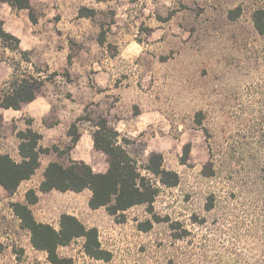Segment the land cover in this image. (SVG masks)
Instances as JSON below:
<instances>
[{"label": "rangeland", "instance_id": "obj_1", "mask_svg": "<svg viewBox=\"0 0 264 264\" xmlns=\"http://www.w3.org/2000/svg\"><path fill=\"white\" fill-rule=\"evenodd\" d=\"M71 1L29 0L36 22L29 10L0 2L5 32L2 17L9 31L43 21L45 37L61 31L73 51L81 44L68 31L84 18L81 29L92 56L86 74L66 67L53 71L0 38V61L13 67L0 84V102L13 78L33 77L41 89L107 87L103 107L79 109L70 131L78 136L88 130L94 142L105 123L156 195L151 206L113 216L105 207L90 210L85 194L54 192L49 203L81 204L78 219L98 229L111 259L89 257L83 238L59 247V256L73 264H264V34L255 27L264 0H90L79 9ZM61 20L75 25L61 27ZM99 67L112 70L104 74ZM67 147L57 152L66 166ZM100 152L95 165L108 169ZM153 154L162 155V169L178 176L176 186L147 170ZM47 205L34 209L35 219L58 230L61 215L71 211L48 212ZM0 264H49L11 202L0 204Z\"/></svg>", "mask_w": 264, "mask_h": 264}, {"label": "trees", "instance_id": "obj_2", "mask_svg": "<svg viewBox=\"0 0 264 264\" xmlns=\"http://www.w3.org/2000/svg\"><path fill=\"white\" fill-rule=\"evenodd\" d=\"M0 2H7L13 9L29 10L31 21L36 22L37 19L29 0H0ZM81 16L86 17L87 14H81ZM1 26L0 23V38L7 42H13L14 50H18L23 56L27 55L26 52L19 50L20 40L5 32ZM255 27L260 34H264L262 11L255 14ZM7 85L9 91L4 96L3 101L0 102V106L17 110L23 103L32 102L36 99L42 83L33 77H29L13 78ZM69 135L72 138L71 144L66 148L67 152H70L78 142L76 134L69 131ZM116 136L108 131L105 123L99 124V131L94 134L95 148L107 156L109 168L105 173H95L92 167L84 162L69 160L67 166L59 162H51L44 172V181L41 183L39 191L41 193L52 190L80 193L89 189L92 192L89 207L93 210L105 207L107 212L113 216H120L126 210L137 205L147 204L151 206L156 191L139 173L136 162L122 146L115 142ZM18 137L21 139L19 150L24 158L23 161L16 163L9 155H0V185L11 195L17 191L23 181L29 180L35 174L40 165V154H46L50 151V149L39 146L41 135L31 129L19 132ZM52 150L55 153L59 152L57 147H53ZM147 170L156 176H160V180L164 184L176 186L178 183V176L175 173L162 169V155L160 154L151 155ZM167 178H170V181H167ZM26 200L27 204L13 203V211L20 219L22 228L31 233L33 246L47 254L49 264H73L72 259L59 256L58 248L67 246L79 238L84 239V251L89 257L104 261L111 259V254L101 247L97 228H87L75 216L62 214L57 230L53 226L40 223L35 219L28 206L39 201L34 190H29L26 193Z\"/></svg>", "mask_w": 264, "mask_h": 264}, {"label": "crops", "instance_id": "obj_3", "mask_svg": "<svg viewBox=\"0 0 264 264\" xmlns=\"http://www.w3.org/2000/svg\"><path fill=\"white\" fill-rule=\"evenodd\" d=\"M107 2L110 3V0ZM91 3L90 0L71 1V5L75 6L77 9L80 7H89ZM10 19H13L12 16ZM82 19L84 18L74 21L76 22L75 24H77V26L74 27V31H72L73 28H71V32L68 31L70 37L75 38L74 40H77L78 44H81L76 51H73L71 48L73 44H69V39H66L67 35L62 34L61 31L57 37L47 39L45 33L40 31L43 21H39L36 24L32 22L26 24V30L23 32L20 30L9 31L7 27L8 23H5V21H8V18L2 17L1 21L4 22L3 26L8 29H5L6 32H10L20 40V49L30 53L33 62H44L48 64L53 71L60 67H66L70 73H75V70L78 69L83 70L81 73L86 74L84 71L91 68L90 60L92 56L89 53L90 50L88 51L85 45L86 35H83L84 32L81 29L82 26H84ZM74 22L69 21L64 23L61 20L60 24H62L61 27L64 25L68 28L73 27L75 25ZM8 52L9 50L4 48V54L7 55ZM17 55L18 54L15 56L18 57ZM68 59L71 60L69 64ZM106 66L108 65L106 64ZM97 70H100L104 74H109V70L112 69L108 67H99ZM12 74L13 67L11 63L6 60L0 61V84L3 82L6 83ZM106 89L107 87H42L41 92H39L34 101L23 103L17 110L12 108L6 109L0 106V155H9L16 163H21L24 158L21 156L19 150L21 139L18 137V133L25 132L27 129H31L41 135L39 146L50 149L48 153L40 154L39 168L29 180L23 181L20 184L13 195L9 194L7 190L0 185V204H4L5 202H11L12 204L16 202L27 204L26 193L29 190H34L39 197V201L36 204L28 205L33 215H35L34 209L44 201L48 204L44 206L45 209H48V212H51L53 208L56 210L66 208L71 211L68 212V214L79 218V210L77 209H81V204L77 203L75 199H73L72 203L63 206H61L58 201H51L49 203V198L52 197L54 192L59 191L52 190L47 193H41L39 187L44 181V172L51 162H59L66 166L63 161L64 158H59L58 154L52 150L53 147L61 149L63 144H68V146L71 144L72 136L69 135V131L71 125L75 121V117L80 113L79 109L83 111L86 105L96 106V108L99 109L103 107L105 98L102 100L101 95L107 93ZM95 152L99 153L94 146L90 132L88 130H84V132L80 131L78 134V142L72 150L68 152L67 161L80 160L75 157L80 155L90 160V163L86 161V164L91 166L95 173H105L108 169H102V167L95 165L97 164L94 158ZM73 193L76 196L85 194L83 203H85L90 210H93L89 207V200L92 196V192L89 189L80 193ZM79 198L80 197H77V200H79ZM70 208H73L75 211H72Z\"/></svg>", "mask_w": 264, "mask_h": 264}]
</instances>
